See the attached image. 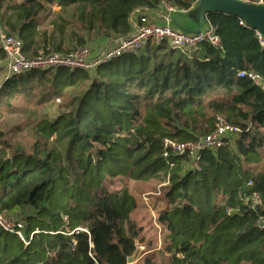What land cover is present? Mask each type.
I'll list each match as a JSON object with an SVG mask.
<instances>
[{"label": "trees", "instance_id": "1", "mask_svg": "<svg viewBox=\"0 0 264 264\" xmlns=\"http://www.w3.org/2000/svg\"><path fill=\"white\" fill-rule=\"evenodd\" d=\"M162 1L189 10L199 0H0V21L27 56L68 53L129 35L132 14ZM240 20L208 15L221 48L183 52L162 41L91 72L59 68L1 82L0 108L11 100H62L64 108L36 122L29 147L0 130V214L28 210L27 245L0 229V264H128L142 228L127 180L156 183L163 203L167 256L141 264H264V91L238 76L264 77V46ZM216 114L241 132L204 152L200 172L186 171L184 156H164L165 138L208 134ZM254 192L256 209L242 200Z\"/></svg>", "mask_w": 264, "mask_h": 264}, {"label": "built area", "instance_id": "2", "mask_svg": "<svg viewBox=\"0 0 264 264\" xmlns=\"http://www.w3.org/2000/svg\"><path fill=\"white\" fill-rule=\"evenodd\" d=\"M243 1L264 5V0ZM161 7L168 14L179 10L186 11L185 9H178L167 1H162ZM137 12H139V15L137 19L133 20L132 32L125 37H120L113 47H109L96 55L93 54L90 47L81 46L68 53L47 52L44 49H40L35 56H27L23 50V41L18 36L9 34L0 21V54L3 57L2 68L5 73L4 79L32 71L55 70L59 68L70 71L91 72L96 70L100 65L108 64L131 52H137L150 43H160L162 41H167L173 49L183 52L194 51L202 44H209L215 48H221L222 46L220 35L210 23L197 32H186L175 28L168 16L166 17V23L156 24L151 21L147 14L142 12V9H138L134 13ZM240 24L246 25L243 20H240ZM255 33L260 45L264 46V35L258 30H255ZM238 76L248 78L254 85L264 91V77L261 73L250 70H239ZM240 132L241 128L239 126L228 122L224 115L216 114L215 129L208 134L186 142L165 138L163 140L164 156H184L186 159L185 170L200 172L202 170L204 152L208 150L217 151L225 146L228 141L233 138L235 139ZM249 185H252V182ZM242 200L244 204L250 206L252 209H256L262 204L260 194L257 192L242 197ZM143 201L150 207L151 203L147 196L143 197ZM233 213H238V209L228 210L229 215ZM12 214L13 212H3L0 214V229L15 233L27 245L28 242L24 237V222ZM259 226L261 228L264 227V217H260ZM136 247L135 258L138 256L139 250H145V246L143 245L136 244Z\"/></svg>", "mask_w": 264, "mask_h": 264}, {"label": "rangeland", "instance_id": "3", "mask_svg": "<svg viewBox=\"0 0 264 264\" xmlns=\"http://www.w3.org/2000/svg\"><path fill=\"white\" fill-rule=\"evenodd\" d=\"M53 10L56 11V8L53 7ZM86 46L92 49L91 45ZM70 47H73V45ZM116 61L117 59L113 62ZM4 78L5 74L3 73V75H0V84ZM11 104L13 106L0 108V130L3 131L14 144L25 147H29L36 138V122L45 116L50 118L55 117L61 109L64 108L62 100H56L55 102L42 104L40 106H36L34 103L27 104L22 100H11ZM233 140L234 138L230 140V143H232ZM127 181L132 194L136 197L138 202V207L132 215V220L137 222L138 226L142 228L141 237L138 238L136 244L145 246V250H139L138 256H136L135 260L130 264L143 263V258L147 255H155L158 258H161V256L166 257L167 254L163 252L162 245L164 229L157 220L159 211L162 209L163 205L162 200H160L159 186H157L156 183H145L133 180ZM117 185H121V182H117ZM144 196L149 198V202L151 203L150 207L143 201ZM27 212V209H19L14 211L12 215L23 221ZM141 238L143 242H140Z\"/></svg>", "mask_w": 264, "mask_h": 264}, {"label": "water", "instance_id": "4", "mask_svg": "<svg viewBox=\"0 0 264 264\" xmlns=\"http://www.w3.org/2000/svg\"><path fill=\"white\" fill-rule=\"evenodd\" d=\"M213 12H222L234 15L243 20L253 30L264 35V5L247 3L243 0H199L196 5L187 11L186 16L193 21L195 28L184 29L186 32H197L203 22ZM135 260V255L128 258V263Z\"/></svg>", "mask_w": 264, "mask_h": 264}, {"label": "crops", "instance_id": "5", "mask_svg": "<svg viewBox=\"0 0 264 264\" xmlns=\"http://www.w3.org/2000/svg\"><path fill=\"white\" fill-rule=\"evenodd\" d=\"M187 11L188 10H186V11H180L179 10V11L172 12V13L168 14L164 10V8H162L161 6H160V8L155 9V10L142 9V12L147 14L152 22H154L156 24H164V23L167 22L166 17L168 16L170 18V20H171V24L175 28L180 29V30H183V28L184 29L185 28L186 29L195 28V24L193 23V21L190 20L186 16ZM138 15H139V12L134 13L131 16L132 23H133V20L138 18ZM208 24H209V22L207 21V19H205L204 22H203L202 28H205L206 26H208ZM118 39L119 38H108V39H101V40L95 41V42H93L91 44V47H92L91 50H92L94 55L99 54V53L103 52L105 49H107L109 47H113L114 45H116V43L118 42ZM0 67H3V57H2L1 54H0ZM3 73H4V71H2L1 74L3 75Z\"/></svg>", "mask_w": 264, "mask_h": 264}]
</instances>
